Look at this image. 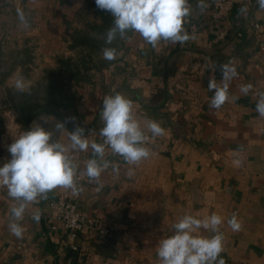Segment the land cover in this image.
I'll return each instance as SVG.
<instances>
[{
    "label": "crops",
    "instance_id": "obj_1",
    "mask_svg": "<svg viewBox=\"0 0 264 264\" xmlns=\"http://www.w3.org/2000/svg\"><path fill=\"white\" fill-rule=\"evenodd\" d=\"M188 3L190 23L184 19L183 26L190 39L153 48L133 33L130 40L106 45L100 37L113 17L95 0H0V165L11 159L7 149L13 136L34 121L43 124L41 118L48 121L46 129L55 132V121L65 122L69 132L79 126L86 135L92 132L90 140L101 142L102 99L115 92L133 101L138 117L165 129L164 136L150 139L152 156L132 176L121 157L105 156L119 172L110 167L99 183L88 181L80 208L112 222L115 230L107 240L80 234L76 255L68 251L63 223L56 222V229L48 224L51 201L70 189L56 188L30 205L19 222L21 238L9 231L13 201L0 189V264H60L71 256L76 264H158L156 247L173 234L175 222L185 214L203 218L213 213L224 219V264H264V118L256 112L253 95L264 91V51L259 48L264 34L249 32L253 22L264 23V8L252 0L250 10L236 6L218 25L212 20V0ZM190 26L196 29L189 32ZM221 30L229 39L216 41ZM82 34L118 55L105 60L101 49L89 59L101 65L79 79L63 63L87 55L77 45ZM225 64L237 75L229 82V101L212 109L209 79L219 83ZM18 72L31 94L14 90ZM248 84L253 87L245 95L241 86ZM55 135L68 142L66 131ZM75 156L80 166L93 158L91 149ZM37 212L39 222L32 218ZM233 213L241 223L235 232L227 224Z\"/></svg>",
    "mask_w": 264,
    "mask_h": 264
},
{
    "label": "clouds",
    "instance_id": "obj_2",
    "mask_svg": "<svg viewBox=\"0 0 264 264\" xmlns=\"http://www.w3.org/2000/svg\"><path fill=\"white\" fill-rule=\"evenodd\" d=\"M264 8V0H258ZM98 9L109 12L113 17L112 26L100 38L111 45L118 38L130 40L129 33L138 34L145 44L156 48L161 42L175 46L190 39L184 29V19L190 14L188 0H95ZM204 7L203 3L199 5ZM18 17L25 27L28 21L22 11ZM118 53L113 47H104L105 60L116 59ZM221 81L210 77L208 91L212 93L209 107L221 108L229 101V82L237 73L228 64L220 66ZM13 88L20 93L31 94L30 85L19 72L13 78ZM252 85L241 86V92L247 95ZM256 98V112L264 118V91L253 94ZM100 119L103 127L99 130L102 142L90 140L82 127L69 132L65 122L55 121V132L43 124L33 125L19 135L13 136L8 145L11 159L0 165V189H6L13 203L9 208V231L21 238L23 220L29 206L46 199L47 194L56 189H70L73 193L82 191L78 187V177H87L88 181L100 182L102 173L110 167L119 172L117 164L105 159L106 153L119 156L129 166L127 174L134 175L135 167L151 158L148 141L165 135V129L159 122L135 112L133 101L120 92L106 95L102 99ZM67 132V143L56 137V132ZM92 151L93 158L84 161L81 169L75 153ZM240 163V161H237ZM39 222V213L32 217ZM223 217L211 214L198 218L193 214L183 215L172 225L173 234L162 238L157 247L158 264H224L221 253L224 250V234L220 226ZM232 231H239L241 223L236 213L227 220ZM210 233L211 235H204Z\"/></svg>",
    "mask_w": 264,
    "mask_h": 264
},
{
    "label": "built area",
    "instance_id": "obj_3",
    "mask_svg": "<svg viewBox=\"0 0 264 264\" xmlns=\"http://www.w3.org/2000/svg\"><path fill=\"white\" fill-rule=\"evenodd\" d=\"M190 6L192 4L189 3ZM252 0H212L213 13L212 20L220 25V23L229 16L230 12L236 6H242L245 10H250ZM187 24L190 23V19L185 18ZM195 26L189 27V32L194 31ZM249 32L253 35L259 36L264 34V23L255 21L251 24ZM229 39V33L221 30L216 37V41H224ZM260 50L264 51V41L259 43ZM102 142V138H101ZM150 140L148 141V144ZM147 144V145H148ZM106 153V155H109ZM84 167V163L80 166ZM88 183L87 177H78V187L82 188V191L77 193H64L56 199H53L50 203V216L48 224L51 229H56V222H62L66 229V240L68 251L76 255L80 252L79 236L82 233H86L89 236L97 240H107L114 232L115 227L112 222L105 221L97 218H92L85 214L80 208V200L86 190ZM19 250H22V245L18 246ZM60 264H76L73 257L64 258Z\"/></svg>",
    "mask_w": 264,
    "mask_h": 264
},
{
    "label": "trees",
    "instance_id": "obj_4",
    "mask_svg": "<svg viewBox=\"0 0 264 264\" xmlns=\"http://www.w3.org/2000/svg\"><path fill=\"white\" fill-rule=\"evenodd\" d=\"M77 45H82L83 51H85L87 55L84 54L83 58L79 59L78 62L63 63V65L70 75L74 77L77 76L80 79L81 74L87 73L91 67L99 66L100 63L97 64L90 60L92 55H97L101 52L102 42L100 40L90 39L86 34H82L77 39Z\"/></svg>",
    "mask_w": 264,
    "mask_h": 264
},
{
    "label": "rangeland",
    "instance_id": "obj_5",
    "mask_svg": "<svg viewBox=\"0 0 264 264\" xmlns=\"http://www.w3.org/2000/svg\"><path fill=\"white\" fill-rule=\"evenodd\" d=\"M99 65H101V64H99Z\"/></svg>",
    "mask_w": 264,
    "mask_h": 264
}]
</instances>
